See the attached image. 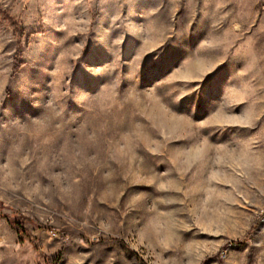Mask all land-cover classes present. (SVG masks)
<instances>
[{
    "label": "rangeland",
    "instance_id": "374dc122",
    "mask_svg": "<svg viewBox=\"0 0 264 264\" xmlns=\"http://www.w3.org/2000/svg\"><path fill=\"white\" fill-rule=\"evenodd\" d=\"M0 264H264V0H0Z\"/></svg>",
    "mask_w": 264,
    "mask_h": 264
}]
</instances>
